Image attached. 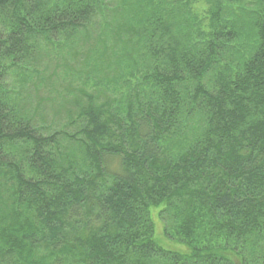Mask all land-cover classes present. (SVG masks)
<instances>
[{"label": "trees", "instance_id": "obj_1", "mask_svg": "<svg viewBox=\"0 0 264 264\" xmlns=\"http://www.w3.org/2000/svg\"><path fill=\"white\" fill-rule=\"evenodd\" d=\"M0 264H264V0H0Z\"/></svg>", "mask_w": 264, "mask_h": 264}, {"label": "rangeland", "instance_id": "obj_2", "mask_svg": "<svg viewBox=\"0 0 264 264\" xmlns=\"http://www.w3.org/2000/svg\"><path fill=\"white\" fill-rule=\"evenodd\" d=\"M54 111H55V107L54 108L51 107L50 108L51 115H54ZM157 238L159 239L158 240L159 243H161L162 245H164L167 248L176 249V248L181 247V244H179V243H177L176 241H173V240H169V239L166 240V238L163 237V236L161 237L159 235V237H157Z\"/></svg>", "mask_w": 264, "mask_h": 264}]
</instances>
